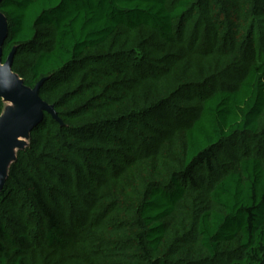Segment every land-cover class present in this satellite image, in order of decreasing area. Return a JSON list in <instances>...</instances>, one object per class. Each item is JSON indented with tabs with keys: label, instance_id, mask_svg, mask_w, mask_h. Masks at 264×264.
Wrapping results in <instances>:
<instances>
[{
	"label": "trees",
	"instance_id": "1",
	"mask_svg": "<svg viewBox=\"0 0 264 264\" xmlns=\"http://www.w3.org/2000/svg\"><path fill=\"white\" fill-rule=\"evenodd\" d=\"M0 12L2 61L60 119L8 167L0 264H264V0Z\"/></svg>",
	"mask_w": 264,
	"mask_h": 264
},
{
	"label": "water",
	"instance_id": "2",
	"mask_svg": "<svg viewBox=\"0 0 264 264\" xmlns=\"http://www.w3.org/2000/svg\"><path fill=\"white\" fill-rule=\"evenodd\" d=\"M7 36V19L0 12V98L5 104L0 114V191L7 178L8 167L16 158V151L27 145L30 132L42 121L44 112L60 122L53 106L39 95L45 79L29 87L12 71L15 47L2 61V47Z\"/></svg>",
	"mask_w": 264,
	"mask_h": 264
},
{
	"label": "rangeland",
	"instance_id": "3",
	"mask_svg": "<svg viewBox=\"0 0 264 264\" xmlns=\"http://www.w3.org/2000/svg\"><path fill=\"white\" fill-rule=\"evenodd\" d=\"M28 140H26V144H27Z\"/></svg>",
	"mask_w": 264,
	"mask_h": 264
}]
</instances>
